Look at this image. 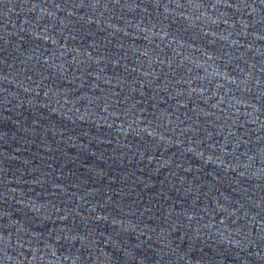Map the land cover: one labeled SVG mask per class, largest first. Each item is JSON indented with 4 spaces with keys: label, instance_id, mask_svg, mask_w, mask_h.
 Segmentation results:
<instances>
[{
    "label": "water",
    "instance_id": "1",
    "mask_svg": "<svg viewBox=\"0 0 264 264\" xmlns=\"http://www.w3.org/2000/svg\"><path fill=\"white\" fill-rule=\"evenodd\" d=\"M165 1H203V2H264V0H165Z\"/></svg>",
    "mask_w": 264,
    "mask_h": 264
}]
</instances>
